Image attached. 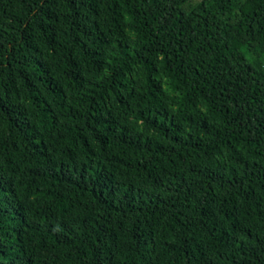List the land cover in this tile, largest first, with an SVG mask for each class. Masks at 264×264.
<instances>
[{"label":"trees","instance_id":"16d2710c","mask_svg":"<svg viewBox=\"0 0 264 264\" xmlns=\"http://www.w3.org/2000/svg\"><path fill=\"white\" fill-rule=\"evenodd\" d=\"M0 264H264V0H0Z\"/></svg>","mask_w":264,"mask_h":264}]
</instances>
